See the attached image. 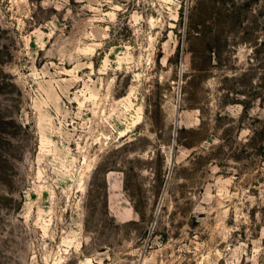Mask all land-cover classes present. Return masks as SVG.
I'll use <instances>...</instances> for the list:
<instances>
[{"label":"rangeland","instance_id":"374dc122","mask_svg":"<svg viewBox=\"0 0 264 264\" xmlns=\"http://www.w3.org/2000/svg\"><path fill=\"white\" fill-rule=\"evenodd\" d=\"M0 264H264V0H0Z\"/></svg>","mask_w":264,"mask_h":264}]
</instances>
